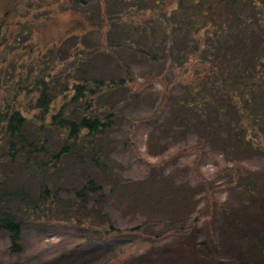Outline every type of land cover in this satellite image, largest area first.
Returning a JSON list of instances; mask_svg holds the SVG:
<instances>
[{
  "label": "rangeland",
  "instance_id": "1",
  "mask_svg": "<svg viewBox=\"0 0 264 264\" xmlns=\"http://www.w3.org/2000/svg\"><path fill=\"white\" fill-rule=\"evenodd\" d=\"M139 1L68 0L57 8L50 0H0V24H5L10 33L22 31L18 47H32L31 53L13 48L7 56L18 65L17 55L22 53L27 65L32 63L34 68L39 62L47 70L55 66L59 73L72 74V60L67 57L74 49L84 50L85 55H91L76 65L101 72L104 77L108 72L124 77L101 52L103 47L121 49L110 43L114 33L117 39L121 37L114 30L116 25L140 28L157 17L158 9L140 13ZM74 10L97 19L102 12L109 24L113 10L118 12L119 22L111 26L113 29L85 28L75 32L78 34L70 33L65 40L70 46L68 52L62 48L61 39L68 34V17ZM76 35L83 37L85 45L74 43ZM190 36L189 40L172 34V41L158 42L150 56H126L137 81L152 71H161L171 97L158 110L164 93L159 81L137 96L125 94L123 88L110 93L118 115L105 137L110 172L107 180L117 176L122 181L114 194L107 195L109 186L103 185L101 191L77 200L79 214H72L64 205L52 210L44 221L30 218L23 222L15 238L8 230L0 229V264H102L110 258L121 264H250L248 250L243 254L235 251L237 234L234 225L226 223L223 209L229 202L236 212L243 210V205L237 203V194L243 193L246 184L263 191L264 126L256 123L250 127L248 112L240 114L230 104L227 118L234 126L227 133L224 127L218 128L210 113L202 121L195 112L197 105L187 106L195 96L192 83L210 72V65L200 62V52L193 51L197 40L193 34ZM162 46L173 47L174 51H164ZM0 82L3 86L4 78ZM222 98L223 104L230 102L226 93ZM236 101L241 99L236 97ZM197 117L200 119L193 122ZM248 139L253 143L250 147L243 142ZM67 196L71 194L67 192ZM255 205L257 211L252 204L244 206L242 219L261 222L264 202ZM92 209L104 215L118 232L103 235L93 228L97 221L87 218L90 211L97 215ZM75 217L81 219L80 224L74 222ZM181 224L188 232L176 233Z\"/></svg>",
  "mask_w": 264,
  "mask_h": 264
},
{
  "label": "trees",
  "instance_id": "2",
  "mask_svg": "<svg viewBox=\"0 0 264 264\" xmlns=\"http://www.w3.org/2000/svg\"><path fill=\"white\" fill-rule=\"evenodd\" d=\"M50 1L61 8L68 0ZM141 1L138 11L158 9L157 17L140 28L132 24L116 25L114 30L120 32L121 37L117 39L114 33L110 43L120 45L121 49L103 47L101 52L124 77L109 72L104 77L93 69H82L76 64L87 60L91 54L85 55L84 50L78 49L67 57L72 60V74L59 73L54 70L55 66L47 70L39 62L34 68L32 63L27 65L22 53L16 54L19 63L15 65L7 56L11 50L18 48L31 53L32 47H18L22 31L10 33L5 24H0V78L5 80L3 86L0 82V229L8 230L13 238L23 222L30 218L44 221L52 210L64 205L72 214L77 211L79 214L81 206L77 200H82L87 193L101 191L103 185L109 186L107 195L114 194L122 181L117 176L107 180L110 172L105 137L118 115L110 93L123 88L125 94L137 96L152 82L159 81L164 87L158 107L161 109L171 97L162 72L152 71L144 80L137 81L126 56H150L158 42L172 41V34L179 38L186 36L189 40L193 34L197 40L193 51L200 52L202 64L210 65L207 76L192 83L195 101L187 106L197 105L195 112L202 121L210 113L218 128L224 127L227 133L234 126L227 118L231 105L240 114L248 112L246 120L250 127H255L256 123L264 126V0H140L139 3ZM69 14L68 34L61 39L62 48L68 52L70 46L65 40L70 33L78 34L75 32L85 28L99 30L109 26L111 29L119 22L118 12L113 10L110 24L102 12L100 19L85 11L74 10ZM79 36L73 37L74 43L85 45L83 37ZM162 49L174 51L173 47L162 46ZM178 52L183 56L182 51ZM224 93L230 101L227 105L222 102ZM236 97L241 101L235 103ZM198 117L193 118V122L200 119ZM237 122L239 125L240 121ZM243 142L247 147L253 145L249 139ZM260 184L263 191L246 184L243 193L237 194V203L243 205L241 209L252 204V209L257 211L255 204L264 202V175ZM63 191L66 198L62 196ZM226 204L223 209L226 223L234 225L238 238L235 251L243 254L248 250L252 256L250 264H264V213L261 222L254 218L242 219L243 210L238 213L229 202ZM45 210L48 213H44ZM92 211L97 215H91L90 211L87 218L97 221L93 228L103 235L118 232L104 215L95 209ZM80 220L74 218L76 224H80ZM183 231L188 232L181 224L176 233ZM102 264L121 263L110 258ZM216 264L235 263L216 261Z\"/></svg>",
  "mask_w": 264,
  "mask_h": 264
}]
</instances>
